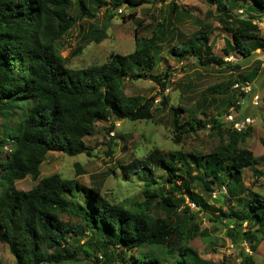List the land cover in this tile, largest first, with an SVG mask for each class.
I'll return each mask as SVG.
<instances>
[{
    "label": "trees",
    "instance_id": "16d2710c",
    "mask_svg": "<svg viewBox=\"0 0 264 264\" xmlns=\"http://www.w3.org/2000/svg\"><path fill=\"white\" fill-rule=\"evenodd\" d=\"M111 1L114 5L132 6L149 2ZM205 1L215 7L218 15H224L222 20L232 19L233 8L238 3L247 4L245 12L254 11L264 19V0ZM93 16L86 0H0V113L6 118L18 116L12 134L0 135V242L7 245L15 264H66L77 256L89 257L88 246L101 248L107 261L116 260L120 264L169 261L187 264L186 257L193 264H209L188 246L179 250L174 246L176 239L185 242L197 236L194 231H184V223L174 221V216L186 214L190 204L201 211L209 208L202 196L192 190V185L197 183L210 196L216 192L219 197L225 191L218 199L226 204L227 210L216 218L230 219V239L238 244L248 241L253 252L264 240V196L252 193L250 200L243 202L238 191L241 192L246 168L255 175L263 173L255 167L254 153L237 147L236 142L220 141L218 147L226 149V154H220L219 149L207 155L184 154L178 150L165 154L154 147L145 156L119 165L123 177L142 174L145 178L141 201L129 207L109 202L98 186L86 187L76 179H65L57 173L38 178L40 166L50 151L68 156L91 155L93 148L87 146L85 137L93 134L97 122L150 120L157 95L162 96L163 107L168 102L162 92L169 75L153 72L156 46L166 32L164 21L157 23L150 36H144L139 32L140 21L136 20L134 48L127 54L111 53L106 62L88 67L66 66L59 40L78 19ZM234 21L237 25L231 40L224 41V55L237 52L246 57L256 49L264 52V38L257 24L248 23L241 15ZM96 37L87 40L88 43ZM195 39L206 40L203 34ZM171 53L179 57L193 54L202 66L238 68L221 56L208 54L197 42L174 44ZM256 75L254 70L248 78L254 79ZM125 79H148L158 86V92L147 98L127 95L123 88ZM230 105L234 106L235 101L228 102ZM171 111L176 142L182 135L204 127L197 117L183 118L179 107H171ZM209 121L219 137L223 136V130L230 132L218 117ZM234 133L241 132L234 130ZM7 145H10L9 153L1 159ZM105 154L111 158L110 150ZM193 169L199 173L193 174ZM160 170L165 178L157 175ZM27 176L36 183L28 190H18L16 181ZM155 177L159 179L156 181ZM76 196L81 197L77 203L68 199ZM154 201L164 215L153 214ZM63 214L82 224L64 222ZM85 228L88 239L77 243L73 251L68 250L71 246L64 244L66 239L73 234H84ZM145 247L146 253H134ZM127 254L129 257L125 259ZM238 255V264H253L252 255L243 248ZM98 262L95 258V264ZM0 264H3L1 260Z\"/></svg>",
    "mask_w": 264,
    "mask_h": 264
},
{
    "label": "rangeland",
    "instance_id": "374dc122",
    "mask_svg": "<svg viewBox=\"0 0 264 264\" xmlns=\"http://www.w3.org/2000/svg\"><path fill=\"white\" fill-rule=\"evenodd\" d=\"M148 1L139 6H132L127 3L114 5L111 0H86L88 11L94 16L78 19L75 26L59 40V48L69 68L102 64L108 60L111 53L127 54L133 50L136 20L140 21L139 32L144 36H150L157 23L164 21L166 32L156 46L157 62L153 72L161 76L164 73L169 75L166 88L162 92L168 99L166 106L161 105L162 96L157 95L153 103V117L150 120L110 119L97 122L93 134L85 137L87 146L93 148L91 155L68 156L62 152L50 151L40 166L38 178L57 173L65 179H76L86 187L98 186L102 196L109 202L129 207L135 201H141L145 178L142 174L123 177L119 165L145 156L154 147L165 154L178 150L184 154L193 152L207 155L215 149H219L220 154H226V149L218 147L220 141H233L237 147L247 148L254 153L257 160L255 167L263 173L262 176L255 175L250 168H246L242 175V189L238 194L243 198V202H248L252 193L264 196V52L256 49L246 57L237 52H232L229 56L223 53L224 41L231 40V33L237 25L234 19L238 15L244 17L248 23H256L263 38L264 19L259 18V14L254 11L245 12L244 7L247 4L243 3H238L237 7L233 8L231 20H222L224 15H218L215 7L209 6L205 0ZM172 5L175 6L174 10ZM131 14L134 16L130 17ZM200 34L205 36V41H196L195 37ZM96 35V39L88 43ZM192 42H197L201 48L208 50V54L221 56L225 61L237 64L238 68L202 66L193 54L179 57L171 53L174 44L189 45ZM254 70L257 75L254 79H249L248 75ZM247 84L250 90L245 92ZM123 88L127 95H139L144 98L158 92V86L148 79H125ZM254 96L258 97L257 105H254ZM230 101H235L233 107H228ZM171 107L181 108L183 118L197 117L204 127L198 128L195 133L182 135L179 142H176ZM231 110H235L237 120H249V124L241 133H234L233 127L225 121V116ZM215 116L224 122V129L230 130H223L222 137L210 127L209 119ZM17 119L16 114L6 118L0 113V135L6 136L7 132L12 134V127ZM9 150L10 145L3 148L1 159L5 158ZM108 150L111 151V158L105 154ZM192 173L199 171L193 169ZM157 175L165 178L162 170ZM158 179L155 177L156 181ZM35 183L36 181L27 176L16 181L15 185L18 190L25 191ZM1 189L0 184V192ZM192 190L202 196L209 208L201 211L196 205L190 204L186 214L182 212L174 216V221L184 223V231L197 233V236L185 242L176 239L175 248L179 250L188 246L209 264H238V252L243 248L245 253L252 255L253 264H264V240L251 252L248 241L238 244L230 239V219L216 218L227 210L226 204L218 199L225 191L219 197L216 192L210 196L197 183L192 185ZM175 196L178 197V194ZM80 198L68 197L76 203ZM153 214H165L156 201L153 202ZM61 219L64 222L82 224L69 215H61ZM88 234V229L85 228L84 234H73L64 244L71 246L68 250L73 251L77 243H84L88 239ZM88 251L89 257L77 256L66 264H95V258L98 259V264H120L116 260L107 261L101 248L88 246ZM147 251L145 247L134 253L141 255ZM128 257V254L125 255V259ZM0 260L3 264H15L7 245L1 242ZM186 263L193 264L188 257ZM166 264L172 263L169 261Z\"/></svg>",
    "mask_w": 264,
    "mask_h": 264
},
{
    "label": "built area",
    "instance_id": "2783aa9c",
    "mask_svg": "<svg viewBox=\"0 0 264 264\" xmlns=\"http://www.w3.org/2000/svg\"><path fill=\"white\" fill-rule=\"evenodd\" d=\"M235 86H238L237 84H235ZM250 90L249 85L247 84V89H244L245 92H248ZM258 97L254 96L253 100H254V105H257ZM233 107V106H232ZM225 121L228 122V125H231L233 127V129L237 132H241L243 130V128L245 126H247L249 124V120H237L236 119V113L235 110H231L226 116H225ZM111 135H113V133L111 132ZM193 205V204H192Z\"/></svg>",
    "mask_w": 264,
    "mask_h": 264
}]
</instances>
